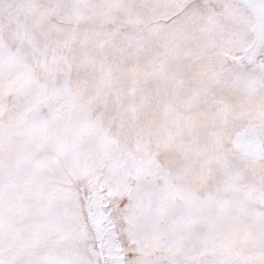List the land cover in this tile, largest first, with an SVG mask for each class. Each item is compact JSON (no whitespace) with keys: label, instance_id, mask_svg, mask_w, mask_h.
I'll return each mask as SVG.
<instances>
[{"label":"snow or ice","instance_id":"1","mask_svg":"<svg viewBox=\"0 0 264 264\" xmlns=\"http://www.w3.org/2000/svg\"><path fill=\"white\" fill-rule=\"evenodd\" d=\"M0 264H264V0H0Z\"/></svg>","mask_w":264,"mask_h":264}]
</instances>
